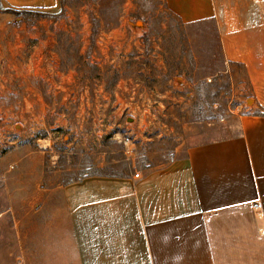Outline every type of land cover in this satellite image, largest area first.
I'll use <instances>...</instances> for the list:
<instances>
[{"label":"rangeland","instance_id":"374dc122","mask_svg":"<svg viewBox=\"0 0 264 264\" xmlns=\"http://www.w3.org/2000/svg\"><path fill=\"white\" fill-rule=\"evenodd\" d=\"M65 2L52 17L0 11L6 264L14 239L55 221L63 185L149 170L237 133L241 115L264 114L244 64L223 59L211 22L184 24L163 0Z\"/></svg>","mask_w":264,"mask_h":264},{"label":"crops","instance_id":"0c3cea01","mask_svg":"<svg viewBox=\"0 0 264 264\" xmlns=\"http://www.w3.org/2000/svg\"><path fill=\"white\" fill-rule=\"evenodd\" d=\"M163 2L184 24H213L223 59L244 64L264 107V0ZM0 3L60 8V0ZM61 194L55 221L14 239L11 264H264V115H241L237 133L138 177L89 176Z\"/></svg>","mask_w":264,"mask_h":264},{"label":"trees","instance_id":"16d2710c","mask_svg":"<svg viewBox=\"0 0 264 264\" xmlns=\"http://www.w3.org/2000/svg\"><path fill=\"white\" fill-rule=\"evenodd\" d=\"M66 6V2H65V0H60V8L62 9L61 10V14L60 15H62L63 14V12H64V7ZM39 10H42V9H30V8H22V9H19V10H16V9H12V8H6V9H2V7L0 6V11L1 12H5V11H7V12H13V13H24V14H38L40 11ZM63 11V12H62ZM44 15L45 14H47L48 16H54V13H53V11H51L50 13H43ZM203 22H205V21H203ZM209 22V21H208ZM99 24H98V21H96V20H94L93 18H92V28H91V30H92V33H91V36H90V38H91V40H92V42L94 41V37L96 36V34H97V32H98V26ZM214 28V27H213ZM220 52H221V48H220ZM222 55V54H221ZM256 114V113H255ZM258 115H264L263 113H259ZM101 175H103L102 173H101ZM103 176H107L106 174L105 175H103Z\"/></svg>","mask_w":264,"mask_h":264},{"label":"built area","instance_id":"2783aa9c","mask_svg":"<svg viewBox=\"0 0 264 264\" xmlns=\"http://www.w3.org/2000/svg\"><path fill=\"white\" fill-rule=\"evenodd\" d=\"M140 172H138V171H135L134 173H133V175L135 176V177H138V174H139Z\"/></svg>","mask_w":264,"mask_h":264},{"label":"water","instance_id":"95a60500","mask_svg":"<svg viewBox=\"0 0 264 264\" xmlns=\"http://www.w3.org/2000/svg\"><path fill=\"white\" fill-rule=\"evenodd\" d=\"M128 121H130V119Z\"/></svg>","mask_w":264,"mask_h":264}]
</instances>
